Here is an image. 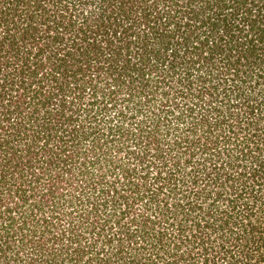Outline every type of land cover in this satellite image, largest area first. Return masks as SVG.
<instances>
[{
  "label": "trees",
  "instance_id": "obj_1",
  "mask_svg": "<svg viewBox=\"0 0 264 264\" xmlns=\"http://www.w3.org/2000/svg\"><path fill=\"white\" fill-rule=\"evenodd\" d=\"M0 264H264V0H0Z\"/></svg>",
  "mask_w": 264,
  "mask_h": 264
}]
</instances>
